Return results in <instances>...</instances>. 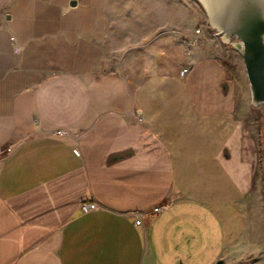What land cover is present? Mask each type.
Instances as JSON below:
<instances>
[{
	"label": "crops",
	"instance_id": "crops-1",
	"mask_svg": "<svg viewBox=\"0 0 264 264\" xmlns=\"http://www.w3.org/2000/svg\"><path fill=\"white\" fill-rule=\"evenodd\" d=\"M171 2L137 67L112 0H0V264H264L248 95L206 15Z\"/></svg>",
	"mask_w": 264,
	"mask_h": 264
},
{
	"label": "rangeland",
	"instance_id": "rangeland-1",
	"mask_svg": "<svg viewBox=\"0 0 264 264\" xmlns=\"http://www.w3.org/2000/svg\"><path fill=\"white\" fill-rule=\"evenodd\" d=\"M171 1V5H176V8L180 7L181 19L185 24L189 25V22L193 21L195 27L200 24V16L206 15L203 7L197 0ZM111 6L112 30L114 33L118 31L122 36H120L123 40L122 45H127L129 48L135 47L134 51L138 54L134 64L139 67L142 65V56L148 51V47L169 34L168 30L172 28V25H169V23L174 20L173 9L169 8L166 0H112ZM170 15H172V18L169 17ZM178 18L177 16V24L179 23ZM227 46L229 47V55L233 57L231 65H229L230 69L234 73H239L240 84L244 85V90H246V95H248L246 105L249 107L251 117L258 125L260 133L259 146L261 156L258 163L260 185L256 186V191L250 196L251 199H249L246 209L251 225L260 226V224L264 223V105L255 107L251 104L249 82L243 59L234 47L231 45ZM174 61L173 59L170 60L172 63ZM166 65L168 66L169 64ZM167 68L169 69V67ZM259 238L264 240L262 236ZM255 260V258H247L238 264H253Z\"/></svg>",
	"mask_w": 264,
	"mask_h": 264
},
{
	"label": "water",
	"instance_id": "water-1",
	"mask_svg": "<svg viewBox=\"0 0 264 264\" xmlns=\"http://www.w3.org/2000/svg\"><path fill=\"white\" fill-rule=\"evenodd\" d=\"M197 1L217 37L234 47L242 57L251 104L264 105V0ZM217 264H224V261L221 259Z\"/></svg>",
	"mask_w": 264,
	"mask_h": 264
},
{
	"label": "built area",
	"instance_id": "built-area-1",
	"mask_svg": "<svg viewBox=\"0 0 264 264\" xmlns=\"http://www.w3.org/2000/svg\"><path fill=\"white\" fill-rule=\"evenodd\" d=\"M195 34H199L201 33V28L198 27L193 31ZM195 41L190 39L187 41L186 43V49L187 51H191V48L194 46ZM14 50L16 53H21V51L23 50V46L20 44H15L14 46ZM190 69L188 67H183L180 71V75L182 77L186 76L189 73ZM141 119V118H140ZM5 153V150L2 149L0 147V156L2 154ZM170 202L169 201H161L155 205L152 206L151 209H145V210H137L134 211L132 214L135 217V224L136 225H145V219L147 217H152L155 215H159L160 213H162L163 211H165L166 209H168L170 207ZM100 207L99 203L96 201H92V202H83L81 204V210L84 212H90V211H96L98 210Z\"/></svg>",
	"mask_w": 264,
	"mask_h": 264
}]
</instances>
